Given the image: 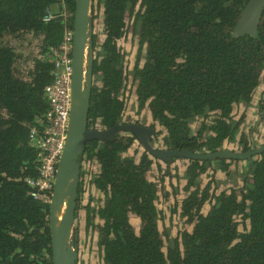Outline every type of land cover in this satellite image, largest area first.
<instances>
[{
	"label": "trees",
	"instance_id": "1",
	"mask_svg": "<svg viewBox=\"0 0 264 264\" xmlns=\"http://www.w3.org/2000/svg\"><path fill=\"white\" fill-rule=\"evenodd\" d=\"M75 1L0 0V264H53L46 202L52 191L35 198L28 184L39 176L30 135L49 125L45 89L54 81L65 32L74 30ZM250 1L93 0L92 26L100 18L102 29L100 36L93 32L88 127L123 124L130 85L139 113L149 111L153 119L151 145L211 153L236 142L243 120L234 119L235 106H249L264 84V8L255 34L235 33ZM128 34L139 41L130 70L119 48ZM24 43L31 48L22 50ZM259 110L264 122V98ZM208 118L211 123L193 128ZM253 140L241 134V152L264 146ZM82 160L96 165L97 172L86 183L82 166L78 239L83 233L85 242L97 240L103 264H264V150L245 160L162 161L136 136L121 133L88 142ZM242 162L246 169L237 187L212 190L213 178L201 188L207 172L214 171L218 181L219 171L228 177L234 166L239 176ZM154 168L165 169L160 182L176 180L173 193L184 197L176 199L174 213L188 229L167 247L158 224L160 183L149 178ZM133 218L140 220L138 228Z\"/></svg>",
	"mask_w": 264,
	"mask_h": 264
},
{
	"label": "water",
	"instance_id": "2",
	"mask_svg": "<svg viewBox=\"0 0 264 264\" xmlns=\"http://www.w3.org/2000/svg\"><path fill=\"white\" fill-rule=\"evenodd\" d=\"M74 39L72 52V97L65 149L62 153L50 204V231L53 264H80L76 208L83 166V151L92 140H108L116 134L136 136L146 150L163 161L170 159L216 160L220 157L233 160L250 159L261 153L264 146L251 152L222 149L211 153L191 150L159 149L147 140L153 130L138 124H121L111 129L88 127L91 88L93 84L94 48L91 8L93 0H76ZM264 0H251L235 25L238 35L255 34Z\"/></svg>",
	"mask_w": 264,
	"mask_h": 264
},
{
	"label": "rangeland",
	"instance_id": "3",
	"mask_svg": "<svg viewBox=\"0 0 264 264\" xmlns=\"http://www.w3.org/2000/svg\"><path fill=\"white\" fill-rule=\"evenodd\" d=\"M94 27V33H96L98 36H100L101 33V19L98 18L93 22ZM139 41L138 39H135L132 34L126 35L124 38H122L119 41V48H121V51L123 53V56H125V65L124 67L128 70L130 68L132 69L135 65V62L137 60L138 56V50H139ZM25 51L30 49L31 47L28 45V43H24V46H22ZM261 98H264V84H262L260 87L257 88V91L255 93V98L252 101V103L247 105H236L235 109L233 111V117L236 121L243 120L242 127H241V134L244 135H250L254 138L252 142H254L257 145H263L264 144V122L261 121L260 117V110H259V101ZM124 99L126 101V109L124 112L123 120L124 122L129 123H142L145 126H150L152 123V119L150 117V114L145 110L142 113H139L138 111V104L135 99V95L133 93L132 87L129 85L124 92ZM213 118L208 119H200L198 121H195L192 126L195 130H197L204 121L207 123H211ZM240 135L238 136V139L236 142L231 143H225L223 146V150H232L235 152H241L242 147L239 145V139ZM164 135L159 136L162 138ZM250 143V142H249ZM136 152V151H135ZM181 164L184 162L181 161ZM93 168L96 170V165H92ZM86 168H88L86 166ZM238 170H240V173L237 175H234V172L236 171V168L234 166L231 167L232 174L230 176H225L223 172L219 171L217 174L218 181H215L214 177V171L207 172L202 179L201 182V188H204L208 183L214 182L211 185L212 190H225V189H231L234 187H237V185L241 184L242 180V173L245 172L246 169V163L242 162L239 167H237ZM166 170L159 171V168H154L153 172L150 174V179L157 182L160 188L159 192V199L156 203L157 209L161 211V216L158 224L159 229L161 233H163V240L165 241L166 247L170 245L171 240L175 239L178 234H180L182 231L188 229V226L186 225L185 219H181L180 216L176 213H174V206L176 199L180 202L184 200L183 194H174V189L172 187V184L177 185L176 180H170V178L166 179L164 183L160 182V179L165 176ZM174 174H177L176 171ZM239 181V182H238ZM179 188L181 187V183L178 184ZM182 188V187H181ZM92 189V188H91ZM93 191V190H92ZM170 193V195H169ZM92 194L91 190L89 189L87 193H85V199H88V195ZM204 213H207L208 208H204ZM238 222H241L240 218L237 220ZM137 221L133 220L132 225L135 227H139ZM78 224V223H77ZM239 230L244 231L243 225H239ZM80 239H78L79 243V263L80 264H103V261L100 257V253L98 252L96 242L97 240L91 238L89 239V242H85V237L83 233H80ZM165 251L167 248L164 249Z\"/></svg>",
	"mask_w": 264,
	"mask_h": 264
},
{
	"label": "built area",
	"instance_id": "4",
	"mask_svg": "<svg viewBox=\"0 0 264 264\" xmlns=\"http://www.w3.org/2000/svg\"><path fill=\"white\" fill-rule=\"evenodd\" d=\"M74 30H67L59 51L56 52L54 81L45 89L50 109L46 114L47 128L39 134L33 128L30 141L39 158V176L28 180L38 198L45 192L53 191L58 166L65 149L72 97V52ZM50 204L51 199L46 200Z\"/></svg>",
	"mask_w": 264,
	"mask_h": 264
},
{
	"label": "flooded vegetation",
	"instance_id": "5",
	"mask_svg": "<svg viewBox=\"0 0 264 264\" xmlns=\"http://www.w3.org/2000/svg\"><path fill=\"white\" fill-rule=\"evenodd\" d=\"M256 93V92H255ZM254 98H255V95H254ZM148 113H149V111H147ZM150 114V113H149ZM150 117H151V115H150ZM151 119H152V117H151ZM123 124H133V123H129V122H123ZM135 124H138V125H141V126H143V127H146V128H148V129H151L150 127L152 126V124H153V119H152V123H151V125L150 126H145V125H143L142 123H140V122H138V123H135ZM121 125V124H120ZM116 127V126H115ZM98 130H101V129H99L98 128ZM105 130V129H104ZM103 130V131H104ZM107 130V129H106ZM157 130H161V127H159V126H157ZM153 133H155L154 131H153ZM153 135V134H152ZM151 135V136H152ZM150 136V137H151ZM160 144H161V142H159ZM152 147H154V148H159V149H166V148H164L163 146H161V147H159V144H157V143H153V145H151ZM136 147H138V145H135L134 147H133V149H135ZM178 160H183V159H178ZM163 161V160H162ZM181 162V161H180ZM184 162V161H183ZM86 166L88 167V168H86ZM84 168H86L84 171H86L87 172V175H86V178H85V182L86 183H90L91 182V180H92V178H93V176L96 174V172H97V167H96V170L93 168V166H92V164H86V165H83V169ZM207 208V207H206ZM204 214H206V213H204Z\"/></svg>",
	"mask_w": 264,
	"mask_h": 264
},
{
	"label": "crops",
	"instance_id": "6",
	"mask_svg": "<svg viewBox=\"0 0 264 264\" xmlns=\"http://www.w3.org/2000/svg\"><path fill=\"white\" fill-rule=\"evenodd\" d=\"M133 220H136V221H137V223H138V225H139V223H140V220H139L138 218H133V219H132V221H133ZM137 223H136V224L134 223V225H137Z\"/></svg>",
	"mask_w": 264,
	"mask_h": 264
},
{
	"label": "clouds",
	"instance_id": "7",
	"mask_svg": "<svg viewBox=\"0 0 264 264\" xmlns=\"http://www.w3.org/2000/svg\"><path fill=\"white\" fill-rule=\"evenodd\" d=\"M53 192V191H52ZM50 204H51V202H50Z\"/></svg>",
	"mask_w": 264,
	"mask_h": 264
}]
</instances>
